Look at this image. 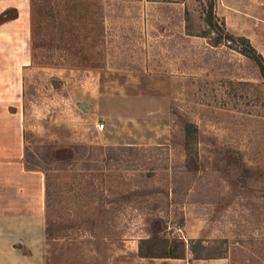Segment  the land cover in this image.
<instances>
[{
    "label": "rangeland",
    "instance_id": "1",
    "mask_svg": "<svg viewBox=\"0 0 264 264\" xmlns=\"http://www.w3.org/2000/svg\"><path fill=\"white\" fill-rule=\"evenodd\" d=\"M215 1L220 29L261 30L264 55V0ZM25 2L10 109L48 184L45 264H189L193 239L264 264V75L240 42L214 45L210 0ZM152 231L184 258L141 257Z\"/></svg>",
    "mask_w": 264,
    "mask_h": 264
},
{
    "label": "crops",
    "instance_id": "2",
    "mask_svg": "<svg viewBox=\"0 0 264 264\" xmlns=\"http://www.w3.org/2000/svg\"><path fill=\"white\" fill-rule=\"evenodd\" d=\"M12 8L18 15L8 18L7 10ZM27 11L25 0H0V17H5L0 18V264L46 262V180L40 170L26 166L21 117L19 111L10 109L17 108L19 100L17 81L24 64L27 25L24 27L23 20ZM257 14L264 17V11ZM257 33L243 34L252 41L257 39L259 47ZM201 262L229 264V259H193L189 264Z\"/></svg>",
    "mask_w": 264,
    "mask_h": 264
},
{
    "label": "trees",
    "instance_id": "3",
    "mask_svg": "<svg viewBox=\"0 0 264 264\" xmlns=\"http://www.w3.org/2000/svg\"><path fill=\"white\" fill-rule=\"evenodd\" d=\"M215 0H210V5L207 10L206 15V21L208 26L212 29V31L220 30L218 35L214 39V45L218 46L222 44L224 41L226 42H240L242 44L241 52L250 57L260 68V71L264 75V55L258 51V49L252 44L250 38L244 35L235 36L231 33H229L227 30L220 29V25L217 22V14L215 12ZM18 13L12 16V18L16 17ZM10 16H8L9 18ZM2 20L5 17H0ZM184 131H185V145L186 148L189 147L192 142L196 141L199 135L198 127L191 121H185L184 123ZM131 147V146H130ZM111 148H117V149H123L124 147H111ZM30 168V167H29ZM49 198V189L48 184L46 180V207L47 206V200ZM46 237H50L53 234V228L51 221L47 219V213H46ZM141 242L143 244H146L148 246V250L145 252L140 247V256L141 257H159V258H184L185 254L178 255L176 253H168L167 251H163L162 253H157L154 248H166L168 245V239L165 237H161L159 232L152 231L147 237H144L141 239ZM185 244L184 241H181V243ZM205 240L204 239H193L190 240V246H189V252L194 256V259H215V258H223L228 257L226 255V252H220V253H205L204 251L207 250ZM179 246V244H177Z\"/></svg>",
    "mask_w": 264,
    "mask_h": 264
},
{
    "label": "built area",
    "instance_id": "4",
    "mask_svg": "<svg viewBox=\"0 0 264 264\" xmlns=\"http://www.w3.org/2000/svg\"><path fill=\"white\" fill-rule=\"evenodd\" d=\"M99 126H100L101 129H103L105 127V123L102 122Z\"/></svg>",
    "mask_w": 264,
    "mask_h": 264
}]
</instances>
